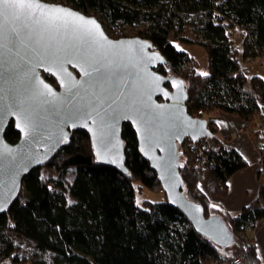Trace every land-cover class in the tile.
<instances>
[{
	"label": "trees",
	"instance_id": "trees-1",
	"mask_svg": "<svg viewBox=\"0 0 264 264\" xmlns=\"http://www.w3.org/2000/svg\"><path fill=\"white\" fill-rule=\"evenodd\" d=\"M47 1L101 16L111 38L148 41L164 58L159 71L185 83L188 113L207 119L212 136L187 138L178 146L182 191L204 208L205 216H220L234 241L220 247L198 234L166 197L136 203L135 183L149 190L160 183L125 123L121 136L126 174L98 164L90 137L82 130L72 133L70 144L45 165L57 174L75 170L69 186L73 203H67L57 183L39 173L41 167L25 177L28 198L18 197L0 214V264H37L27 256L31 251L53 254L55 264H91L73 252L91 257L92 264H218L225 258L262 264L246 233L264 220V82L256 76L248 80L240 63L261 60L264 65V0ZM127 28L134 30L128 34ZM187 30L195 36H187ZM174 42L201 46L208 57L207 75L198 73L192 57ZM46 79L55 83L48 75ZM214 114L239 117L260 155L258 196L235 215L218 208L219 214L198 187L208 169L215 195L224 197L227 180L247 167L239 152L221 142ZM4 138L11 144L18 141L13 122Z\"/></svg>",
	"mask_w": 264,
	"mask_h": 264
},
{
	"label": "water",
	"instance_id": "water-1",
	"mask_svg": "<svg viewBox=\"0 0 264 264\" xmlns=\"http://www.w3.org/2000/svg\"><path fill=\"white\" fill-rule=\"evenodd\" d=\"M38 2L39 9L19 20L0 16V214L17 200L25 177L68 146L79 130L89 135L98 164L126 174L121 133L128 123L167 202L198 234L220 247L231 245L226 222L205 216L182 191L178 146L186 138L212 136L207 119L188 113L185 83L159 71L164 58L148 41L111 38L97 16ZM53 13L61 19L51 24L46 16ZM80 17L94 20L99 30ZM10 122L19 133L13 144L4 138Z\"/></svg>",
	"mask_w": 264,
	"mask_h": 264
},
{
	"label": "crops",
	"instance_id": "crops-1",
	"mask_svg": "<svg viewBox=\"0 0 264 264\" xmlns=\"http://www.w3.org/2000/svg\"><path fill=\"white\" fill-rule=\"evenodd\" d=\"M261 79L264 82L262 77ZM211 118L216 120L218 137L221 142L223 140L224 146L239 152L247 162V167L236 172L227 180V193L224 197L214 195L215 184L209 177L205 183L199 182L198 187L209 201L217 207L215 210L218 213V208H220L229 214L235 215L258 196L260 182L257 179V172L260 169V155L239 117L229 114H214ZM246 234L254 242L259 260L264 264V220L257 222L254 228L249 229Z\"/></svg>",
	"mask_w": 264,
	"mask_h": 264
},
{
	"label": "rangeland",
	"instance_id": "rangeland-1",
	"mask_svg": "<svg viewBox=\"0 0 264 264\" xmlns=\"http://www.w3.org/2000/svg\"><path fill=\"white\" fill-rule=\"evenodd\" d=\"M96 16L103 23L104 28L106 30L107 28H106L101 16H99V15H96ZM133 30H134V28H127L126 32L128 34H130L133 32ZM185 34L189 37L195 36V34L191 30H187L185 32ZM235 39H237V36L235 37ZM239 43H237V44L240 47ZM174 45L178 50H182V51L186 52L189 56L192 57L193 65H195L196 71L198 73H200V74L201 73H206V74L208 73V71H209L208 57H207L205 50L201 46L196 45V44H194V45L183 44L180 42H174ZM240 66H241V70L243 71L244 75L246 76V78L248 80H250L254 76H257L260 78L262 77L264 79V65H263V62L261 60L245 61V62L241 61ZM243 127H244V125H243ZM249 136H250V134H249ZM250 138L253 142V145L255 146V148L257 150L256 141L255 140L253 141L252 136H250ZM226 139H228V138H226ZM222 142H223V140H222ZM39 173L41 175L45 176L46 178H50L52 180V182L57 183L59 185V187H57V190L65 196L68 204H71L74 202V199L71 197L70 192H69V186L71 185L73 178L75 176V170H70L66 173L57 174V173H55L53 168H51L49 166H44V167H41L39 169ZM208 177L210 179H212L210 172L209 171H205V172L203 171L199 182L205 183L206 181H208V179H207ZM135 190H136L135 201L138 205H143L144 199L151 200V201H162L165 197V193L160 194L157 190V187L153 188L152 190L145 189V188L140 189L138 187V184L135 183ZM214 195H215V193H214ZM27 198H28V193L22 187V190L19 193V199L21 201H25ZM73 253L77 257L85 258L89 263L92 264L91 257L85 256V255L80 254L78 252H73ZM27 256L30 259V261L32 260V261L36 262L37 264H55L54 256L51 253H39L36 251H31L27 254ZM221 263H222V261L218 264H221Z\"/></svg>",
	"mask_w": 264,
	"mask_h": 264
},
{
	"label": "snow or ice",
	"instance_id": "snow-or-ice-1",
	"mask_svg": "<svg viewBox=\"0 0 264 264\" xmlns=\"http://www.w3.org/2000/svg\"><path fill=\"white\" fill-rule=\"evenodd\" d=\"M0 5H3V7L0 8V16H4L5 19L12 17L16 20H19L21 16H24L30 10L39 9L41 7L38 0H0ZM63 15L67 16L70 15V13L64 12ZM59 19H61V17L55 13L50 16H46L47 22L51 24H54ZM79 19L85 24L92 25L97 29V31L99 30V25H97L94 20H85L83 17H80ZM38 22L39 21H37V23ZM201 75L207 74L201 73ZM173 86L178 87L179 85L174 84Z\"/></svg>",
	"mask_w": 264,
	"mask_h": 264
},
{
	"label": "built area",
	"instance_id": "built-area-1",
	"mask_svg": "<svg viewBox=\"0 0 264 264\" xmlns=\"http://www.w3.org/2000/svg\"><path fill=\"white\" fill-rule=\"evenodd\" d=\"M232 37L235 38L236 35L233 34ZM181 164H182V163H181ZM205 171H209V170H208V169H205L204 172H205ZM157 190H158V192H159L160 194H164V193H165V192H164V189H163L161 186H157ZM229 260H230V259H226V258H225V259L222 260V263H221V264H244L240 258L231 259L230 261H229Z\"/></svg>",
	"mask_w": 264,
	"mask_h": 264
},
{
	"label": "bare ground",
	"instance_id": "bare-ground-1",
	"mask_svg": "<svg viewBox=\"0 0 264 264\" xmlns=\"http://www.w3.org/2000/svg\"><path fill=\"white\" fill-rule=\"evenodd\" d=\"M186 139H187V138H186ZM186 139H185V140H186ZM185 140H184V141H185Z\"/></svg>",
	"mask_w": 264,
	"mask_h": 264
},
{
	"label": "flooded vegetation",
	"instance_id": "flooded-vegetation-1",
	"mask_svg": "<svg viewBox=\"0 0 264 264\" xmlns=\"http://www.w3.org/2000/svg\"><path fill=\"white\" fill-rule=\"evenodd\" d=\"M55 85V84H54Z\"/></svg>",
	"mask_w": 264,
	"mask_h": 264
}]
</instances>
